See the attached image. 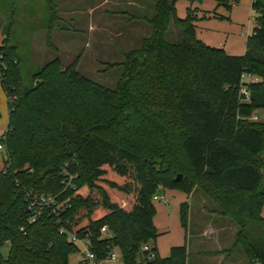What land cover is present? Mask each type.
Listing matches in <instances>:
<instances>
[{"label": "trees", "instance_id": "1", "mask_svg": "<svg viewBox=\"0 0 264 264\" xmlns=\"http://www.w3.org/2000/svg\"><path fill=\"white\" fill-rule=\"evenodd\" d=\"M220 1L230 10L239 2ZM176 2L153 0L150 16L131 15L150 33L121 62L105 63L104 71L122 68L115 87L59 57L27 85L19 48L9 34L4 39L0 264H70L81 250L71 232L87 240L96 263L117 247L125 264H187L186 243L167 257L158 253L153 196L167 188L189 195L195 186L235 222V244L250 264H264V118L253 119L264 110V0H252L256 25L241 55L199 39L192 9L181 18ZM244 71L262 77L247 83L249 102L241 94ZM64 168L77 174L70 184ZM44 196L54 203L41 204ZM181 222L188 231L187 202Z\"/></svg>", "mask_w": 264, "mask_h": 264}, {"label": "rangeland", "instance_id": "2", "mask_svg": "<svg viewBox=\"0 0 264 264\" xmlns=\"http://www.w3.org/2000/svg\"><path fill=\"white\" fill-rule=\"evenodd\" d=\"M51 1L55 4L54 12L48 8L47 0H0V45L9 34L10 42L18 46L27 85L31 84L32 73L59 57L63 65L77 61L81 73L108 87H115L122 68L104 71L105 63L121 62L123 50L137 47L140 39L149 35L150 26L131 15L150 16L153 0ZM218 3V0H177V14L185 17L191 8L199 39L231 54H244L247 36L256 25L252 0H240L231 10ZM52 13L55 19L49 28ZM134 20L145 26L131 33L130 40L122 44L124 37L129 38L126 31ZM168 38L171 41L179 39L173 33H169ZM2 92L0 104L7 108ZM257 116L264 118V110H259ZM159 193L168 200L153 201V221L160 233L155 245L161 257L169 256L173 246L187 243V264H250L241 246L235 244V222L222 214L212 196L199 186H195L189 195L177 188H167ZM185 201L188 203V231L181 222V204ZM80 248L70 255V264H79L84 258V246L80 245ZM9 249L6 243L1 253L6 257ZM114 252L117 259L105 260L102 264H122L119 248H114Z\"/></svg>", "mask_w": 264, "mask_h": 264}, {"label": "built area", "instance_id": "3", "mask_svg": "<svg viewBox=\"0 0 264 264\" xmlns=\"http://www.w3.org/2000/svg\"><path fill=\"white\" fill-rule=\"evenodd\" d=\"M261 80H262V77L257 75V74H254V73H251V72H248V71H244L242 73L241 82H242L243 85L241 86V94H243V100L244 101H246V102L250 101V92H249V90H248V88L246 86L247 83L258 82V81H261ZM253 119H258V116L254 115ZM0 150H4V151L6 150L4 139L1 136H0ZM64 172L66 174L65 181H67L68 184H70L72 182V180L77 177L76 173L68 171L67 168H64ZM153 199L154 200H165V201H168L166 196L164 194H161V193L154 194ZM40 201H41L40 202L41 204H46V205L47 204H53L54 203V198L52 196H44V197L41 198ZM63 231L64 230L62 229L61 232H63ZM65 232H67V231L65 230ZM101 232H102V234L106 235L108 233L107 226H103L101 228ZM69 237L71 238V240L79 242L80 245L84 246L85 254H84V262H83V264H102L101 261L96 263L95 254L90 250V248L88 246V242H87L86 239H80V238L77 237V235L75 233H72V232L69 233ZM142 249L149 250L150 249V245L144 244L142 246ZM151 257H154V253L153 252L151 253ZM109 259H117V255L114 252V250L109 254V256H108V258L106 260H109ZM122 264H125V263L122 262ZM254 264H262V263L259 262V261H256Z\"/></svg>", "mask_w": 264, "mask_h": 264}, {"label": "crops", "instance_id": "4", "mask_svg": "<svg viewBox=\"0 0 264 264\" xmlns=\"http://www.w3.org/2000/svg\"><path fill=\"white\" fill-rule=\"evenodd\" d=\"M235 7H236V4H233L232 8H235ZM141 23L143 25H141ZM141 26H145V24L143 22L139 21V20H134L133 22H131L129 24V26H128L129 28L126 31V35L129 38L125 39V37H124V41H123L122 44H125V41L126 40H130L131 35H132L131 33H133L135 30L139 29V27H141ZM253 29H254V27H253ZM252 32H253V30H252ZM249 34H251V32ZM246 41H247V39H246ZM123 51H125V50H123ZM227 53H229V52H227ZM229 54H231V53H229ZM232 55H236V54H232ZM0 92L4 93L3 95L5 96L6 104H7V108L3 104H0V136H1L5 132V130L7 129V127H8V121H9L8 98H7L6 92L4 91L3 86L1 84V80H0ZM4 156H5V151L4 150H0V171L3 168V159H4ZM185 202H187V201H185ZM176 246H179V245H176ZM187 248H188V245H187ZM157 250H158V247H157ZM158 253H159V251H158Z\"/></svg>", "mask_w": 264, "mask_h": 264}, {"label": "water", "instance_id": "5", "mask_svg": "<svg viewBox=\"0 0 264 264\" xmlns=\"http://www.w3.org/2000/svg\"><path fill=\"white\" fill-rule=\"evenodd\" d=\"M181 178V175H179L178 177H177V179H180Z\"/></svg>", "mask_w": 264, "mask_h": 264}]
</instances>
